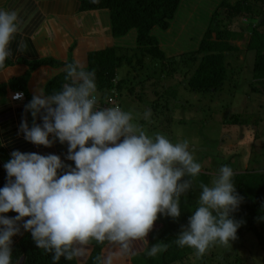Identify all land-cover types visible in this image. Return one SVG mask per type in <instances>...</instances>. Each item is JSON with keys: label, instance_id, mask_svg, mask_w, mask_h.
Here are the masks:
<instances>
[{"label": "clouds", "instance_id": "9594fccd", "mask_svg": "<svg viewBox=\"0 0 264 264\" xmlns=\"http://www.w3.org/2000/svg\"><path fill=\"white\" fill-rule=\"evenodd\" d=\"M20 30L18 13L0 9V69L12 55L10 44ZM26 47L21 44L18 50ZM64 71L67 82L59 91L36 89L24 106L32 123L22 118L19 132L35 145L66 143L65 159L75 166L57 154L12 151L4 164L7 183L0 188V264H18L12 244L21 233V222L35 245L51 254L53 264L61 257L83 255L90 241L119 245L123 254L135 241L147 247L146 237L158 215H181V196L202 170L188 141L173 143L160 133L149 136L135 123L132 112L123 110L117 88L121 107H99L97 93L103 101L112 90L105 97L97 92L95 71L79 60L66 64ZM119 78L118 73L114 81ZM10 99L26 101L27 94L15 90ZM151 115L146 109L144 119ZM234 175L223 165L212 186L201 185L198 207L178 233L179 247L194 248L203 256L217 242L228 245L237 238L242 221L232 214L243 197ZM10 211L17 215H4ZM166 247L153 244L147 255L154 257ZM97 259L99 264H113L111 255Z\"/></svg>", "mask_w": 264, "mask_h": 264}, {"label": "trees", "instance_id": "16d2710c", "mask_svg": "<svg viewBox=\"0 0 264 264\" xmlns=\"http://www.w3.org/2000/svg\"><path fill=\"white\" fill-rule=\"evenodd\" d=\"M80 1L82 11L106 10L110 13L112 33L115 38H122L135 30L136 49L142 50L143 54H147L157 63H161L162 69H168L170 66L172 71H169L168 77L175 78L177 74L186 77L185 84L195 92L215 93L224 87L229 80L230 62L228 58L233 51L239 50V46L235 42L243 39L245 35L249 36L248 50L254 52L255 56L252 67L251 94L256 93L264 96V0H236L235 3L232 0H223L219 7L227 10V18H222L217 10L213 14L212 20H210L211 25L204 33L199 46L193 51L176 55L178 58L173 59L174 61L169 60L154 31L155 29L167 31L180 7L189 4L187 0L185 2L184 0H98L97 3H93L92 0ZM239 14L245 15V19L249 23L244 29L241 28L240 31H237L230 26ZM122 51L120 46L114 45L90 52L88 56L89 63L86 69L95 71L97 92H100L104 97L109 95L113 88H117L122 93L125 87L124 78L120 77L118 81H114L123 61L128 59L127 56L121 55ZM177 60L185 62L187 71L184 74L181 65H172L173 62L177 63ZM34 68H36V63L31 62L30 70ZM29 75L30 71L22 77L12 78L10 80L12 89L25 91ZM65 75L64 72L60 77L53 79L46 87V92L59 91L61 86L67 82ZM139 83L144 86L146 82L142 83L140 80ZM4 88H2L3 92ZM243 117V113H233L225 116L223 124L240 126L244 123ZM252 134L254 136L256 130ZM4 155L1 156L3 158L10 157ZM2 170L3 167H0L1 176ZM233 170L235 173L233 183L237 192L243 197L239 208L232 214L234 219L242 221L234 241L229 242L228 245L217 242L210 246L203 256H198L194 248L179 247L176 244L182 226L187 225L188 218L198 207L194 190L200 185L212 186L211 174L204 171L191 178V189L181 196V215L176 219L158 215L157 221L154 222L152 230L146 237L147 247L140 241L133 242L135 250L127 253V255L130 254L132 264H264V219H262L264 217V169H255L249 166L244 170ZM2 179L4 183H7V176ZM4 215L14 217L17 213L10 211ZM28 218L25 217V220ZM249 233H252L257 240V247L253 246L255 251L247 245L249 240H246V237ZM231 243L234 246L232 248L230 247ZM153 244L166 245L167 247L166 250L153 257L147 255L148 249ZM112 245L107 241L104 243L90 241L85 247L83 255L72 260H65L61 257L59 264H99L97 258L103 259L108 250L110 252L107 253V256L111 255L114 263L125 254L120 249H117L115 253L111 251ZM12 251L13 261H18V264H53L51 254L35 245L30 232L23 230L22 222L21 233L13 239Z\"/></svg>", "mask_w": 264, "mask_h": 264}, {"label": "rangeland", "instance_id": "374dc122", "mask_svg": "<svg viewBox=\"0 0 264 264\" xmlns=\"http://www.w3.org/2000/svg\"><path fill=\"white\" fill-rule=\"evenodd\" d=\"M187 1L189 4L181 5L167 31H154L170 61L199 46L217 10L222 18L228 16L227 10L219 7L223 0ZM232 1L235 3L236 0ZM248 23L245 15L239 14L230 27L240 31ZM248 41L247 35L236 40L239 50L233 51L228 58L229 80L224 87L215 93H203L189 89L184 82L186 77L178 74L175 78L168 77L172 71L170 66L169 70L162 69L161 63L137 50L135 30L118 40L123 49L121 55L128 57L119 68V75L125 81L120 94L123 110L132 112L134 122L149 136L160 133L173 143L188 141L196 162L202 166L201 172L208 171L212 183L223 165L239 169L237 171L249 166L264 169V96L251 94L255 56L248 50ZM177 61L172 65H181L184 74L187 71L185 62ZM140 80L146 82L144 86ZM146 109H151L152 113L148 119H144ZM233 113H243L242 125L223 124L225 116ZM255 130L256 134L252 136ZM201 191V185L194 190L197 200ZM246 240H249L247 245L250 248L257 247L252 233L247 234ZM116 247L120 249L119 245ZM230 247H234L232 243ZM114 264H132L130 254H125Z\"/></svg>", "mask_w": 264, "mask_h": 264}, {"label": "crops", "instance_id": "0c3cea01", "mask_svg": "<svg viewBox=\"0 0 264 264\" xmlns=\"http://www.w3.org/2000/svg\"><path fill=\"white\" fill-rule=\"evenodd\" d=\"M0 9L16 11L21 25V30L10 44L12 55L5 61V67L0 69L2 188L6 184L2 177L7 176L4 164L11 158L13 150L43 155L57 154L66 164L75 166L73 161L65 159L66 143L57 141L51 147H45L24 139L23 134L19 132L21 120L26 118L30 125L32 123V117L30 113L25 112L24 106L31 100L38 87L46 90L53 79L64 74L66 64L79 60L87 68L90 52L114 45L120 46V38H115L112 33L108 11H82L80 0H0ZM21 44L27 46L23 52L18 50ZM31 62L36 63V68L30 70ZM28 71L30 75L26 80L25 89L27 100L12 101L10 98L15 90L10 86V80L22 77ZM37 122H40L39 119ZM1 155L10 157L3 158ZM110 248L114 253L118 249L116 244ZM131 250H135L133 243ZM108 252L110 251L108 250L105 256Z\"/></svg>", "mask_w": 264, "mask_h": 264}, {"label": "built area", "instance_id": "2783aa9c", "mask_svg": "<svg viewBox=\"0 0 264 264\" xmlns=\"http://www.w3.org/2000/svg\"><path fill=\"white\" fill-rule=\"evenodd\" d=\"M16 93H18V92H16ZM111 93H112L111 96L109 98L103 100V101H101L100 95L97 93V100H98L99 107H101V108H103V107H113V106H120L121 107L119 102L116 101L117 90L115 88H113ZM14 96H15V94H14ZM24 96L25 95L23 93V97Z\"/></svg>", "mask_w": 264, "mask_h": 264}]
</instances>
